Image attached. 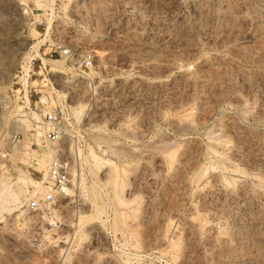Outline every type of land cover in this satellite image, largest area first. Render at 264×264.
<instances>
[{
    "label": "rangeland",
    "instance_id": "374dc122",
    "mask_svg": "<svg viewBox=\"0 0 264 264\" xmlns=\"http://www.w3.org/2000/svg\"><path fill=\"white\" fill-rule=\"evenodd\" d=\"M20 2L0 0V155L17 143L10 135L27 133L31 151L36 137L53 143L74 172L66 195L25 207L26 221L1 213L0 264H264V0H53L52 42L38 53L51 10ZM54 43L93 51L95 92L88 67L50 72L67 63ZM47 108L64 128L53 142ZM105 143V156L125 163L123 205L104 184L108 167L95 178L74 158L75 145L84 160ZM16 165L43 181L33 164ZM95 181L96 204L85 191Z\"/></svg>",
    "mask_w": 264,
    "mask_h": 264
},
{
    "label": "bare ground",
    "instance_id": "6f19581e",
    "mask_svg": "<svg viewBox=\"0 0 264 264\" xmlns=\"http://www.w3.org/2000/svg\"><path fill=\"white\" fill-rule=\"evenodd\" d=\"M20 1H21L20 4L25 6V4H26L25 0H20ZM52 1L53 0H51V3H52ZM51 3L48 5L46 1H44L42 3V2H40V0H34V4L37 5L38 8L44 9L48 5L50 10H51L50 16L47 18L46 34L44 37L38 38V40L36 42V45H35V52L37 51L36 53H38L40 45L44 44L46 40H49L50 42H52V40L49 39V36H48V30L51 27L52 22H53L52 21L53 20V18H52V15H53L52 14V11H53L52 8L53 7H52ZM64 7H65V5H64ZM23 9L25 12L28 11V7H23ZM29 9H31V7H29ZM32 31L34 32L33 29H31V32ZM30 36L32 38H35L34 35L32 36V34ZM54 61L58 62V60H54ZM44 65H45L44 62H42L41 66H42V68L45 69ZM90 66L91 65H89L88 69H87V70H90V72L86 73V77H88V79L91 81L90 82V85H91L90 88H91L92 92H95V86L92 84V80L95 79L96 74L98 76H100L101 74H100L99 70H96V68L94 66H91V67ZM53 67H54V69H51L50 72L51 71H57V72H61V73L66 74L72 70V69L69 70V68H70L69 64H67L66 62L62 63V61L61 62L59 61V64L55 65ZM89 67H90V69H89ZM28 68H29V66H26L24 69L25 71L21 75V78H22L25 74V77L23 79V85L25 86V88L27 87V84H28V80H27V78L29 76V69ZM46 71H48V70L45 69V72ZM85 71L86 70H80L79 72L81 73V72H85ZM56 94H57L58 101L60 102V104L63 106V109H64L65 106H64L63 102H65V94L64 93H56ZM25 100H26V103L29 102L27 97L25 98ZM41 100L45 101L44 98H41ZM12 101L14 104H17L16 100H12ZM82 106H83L82 103H78L77 107L71 108L72 114H73V116L77 122H79V119H80V113L82 112ZM78 108H80V109H78ZM51 111H53L51 108H47L45 110V112L43 111L42 113H47V112L51 113ZM38 118L40 119V117L38 116V113H37V115L35 116V121H37ZM15 121L21 122L23 127L26 130L30 129V127H31L29 119L26 118L25 114L22 113L21 111H16ZM96 130L99 131L100 128H97ZM59 132H64V128H61L59 130ZM24 135H25V137L22 140H19V138L17 139L18 141L14 140L13 142L17 141V143L15 145H12L10 147L8 153H6L7 159L10 160L11 165H9L8 167H4V169L0 170V216H1V213H3V212L12 215L15 213V211H19V216L23 217V219L26 221L28 209L25 208V206H24L25 200L28 197L38 195L45 188V185L40 181L36 182L34 184L31 181L30 177L28 175H26L24 172H22L20 170V168L16 165V161L18 160L20 163L33 164L35 167V170L37 172L42 173L44 176L46 165H47L50 157L53 156L55 147L53 145L52 146L50 145L53 143H49V145L47 144V146L44 147L45 145H43V140L40 137H36L34 140H35V143L37 145V150L31 151V147H30L31 137L27 133H24ZM49 141H51V140H49ZM97 145H99V144H97ZM112 145L113 144H111V143H109V144L105 143L104 145H99L100 154L96 153L95 150L91 146H89L87 148L88 151L86 153V156H84V160H83L82 148L79 145H75V154H74V152H73V154H74L75 160H77V159H78V161L80 160V162H82V164L85 165L87 171L92 176H94L95 178L97 177L96 176L97 171L100 170L102 167H108L109 168V175H108L107 179L104 181L105 182L104 184L109 185V187L111 188V194L113 195V198H114V202H115V204H118V206H119V205H123L126 202V200L123 198L122 193H121V191L123 190L122 187H123V184L125 181L124 179L126 177V173H125L126 171H125V163L124 162L121 165H117L110 158L105 156L106 153H112L113 154L114 150L111 149ZM75 155H76V157H75ZM166 157L169 161H171L173 158V154L171 152H169L166 154ZM73 170L74 169H71V171H70L71 175H72V172H74ZM12 176H13V178H12ZM43 176H42V178H43ZM71 180H72V177H71ZM77 181L81 182V184L84 183V176L82 173L79 175L77 174ZM93 184H94V186L92 184H90L88 187L86 186L85 191H89L87 195H89V199L92 201L91 203L96 204V202H95L96 199L99 197V195L102 194V192H100L101 184L99 182L96 183V181L93 182ZM23 187H25V189H23ZM84 187H85V185H84ZM69 191H70V187H68L67 193ZM48 203H45V204H47V206H48ZM44 207H45V205H44ZM44 207H42V208H44ZM48 208H49V210H52L51 206ZM97 210L99 211V214L101 211H104L103 208L100 206L97 207ZM116 214H114V216ZM97 216H98V214H97ZM53 217L50 218L51 221L54 220Z\"/></svg>",
    "mask_w": 264,
    "mask_h": 264
},
{
    "label": "built area",
    "instance_id": "2783aa9c",
    "mask_svg": "<svg viewBox=\"0 0 264 264\" xmlns=\"http://www.w3.org/2000/svg\"><path fill=\"white\" fill-rule=\"evenodd\" d=\"M50 53H54L59 57H62L65 61H67V64L70 65V68H75L78 72L80 70H85L84 68L91 65L94 55L91 50H77L72 46L62 45L60 43H54ZM42 119V124H44V127L46 128L44 135L51 141L55 140L59 130L63 128L60 114L56 111L43 113ZM17 139L18 133H13L8 138V141L10 143ZM1 149H4L2 152L5 153V155H0L1 158H6L7 151L3 147H1ZM72 167V161H70L69 158H67L62 152L54 153L46 165L45 174L42 179V183L45 185V188L38 195L28 197L25 200V207L28 209L40 210L44 207L45 203H50L59 197L66 195L67 189L70 187L71 183L70 171Z\"/></svg>",
    "mask_w": 264,
    "mask_h": 264
}]
</instances>
